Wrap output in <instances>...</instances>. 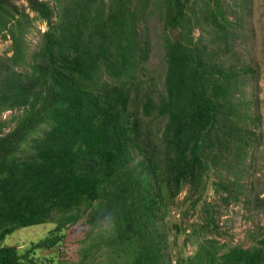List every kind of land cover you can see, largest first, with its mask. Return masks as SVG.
Segmentation results:
<instances>
[{"label":"trees","instance_id":"obj_1","mask_svg":"<svg viewBox=\"0 0 264 264\" xmlns=\"http://www.w3.org/2000/svg\"><path fill=\"white\" fill-rule=\"evenodd\" d=\"M24 1L45 21L30 53L28 14L0 0V36L8 32L11 50L0 57V110H19L0 118V264H38L36 252L63 245L65 229L82 217L88 227L97 220L112 225L104 242L113 261L90 264H169L158 226L163 199L184 182L198 185L211 162L228 159L230 145L235 161L242 159L246 132L253 133L241 100L243 66L221 57L231 23L220 1L187 14L190 0H161L163 91L140 99L143 115L163 120L160 146L136 159L139 120L127 110L147 52L136 7L76 0L69 13L54 14L50 0ZM195 26L204 33L194 37ZM260 204L264 213V194ZM53 212V226L29 244L3 241ZM257 236L246 246L226 245L192 225L185 239L195 248L173 264H264V224Z\"/></svg>","mask_w":264,"mask_h":264},{"label":"rangeland","instance_id":"obj_2","mask_svg":"<svg viewBox=\"0 0 264 264\" xmlns=\"http://www.w3.org/2000/svg\"><path fill=\"white\" fill-rule=\"evenodd\" d=\"M60 0L55 8L53 0L49 4L56 10L66 13L71 11L72 2ZM104 5L108 0H102ZM225 16L231 23L227 40L228 49L221 54L223 63L233 62L242 65L240 85L242 86V106L247 118L246 127L253 133L248 134L250 144L246 145L242 159L235 161L232 156L234 147L228 148V159L219 158L211 162L201 181L195 187L184 182L181 189L171 197H165L159 210V229L163 238L164 259L173 264L177 256H185L195 248V240H186L185 234L192 225L201 229L203 236H215L219 241L229 244L248 245L257 238L260 227L264 224V213L260 198L264 194V0H218ZM15 3L17 14L22 10L28 14V23L24 26V43L28 53L34 50L39 32L45 28V21L33 17V12L24 0H10ZM131 8L136 7V31L140 34V44L146 47V58L138 71V80L132 85L131 98L128 102L129 117L139 120L141 152L134 150V159L142 152L150 151L154 145L160 146L158 139L162 119L143 115L140 99L145 91L154 96L163 91L162 77L165 67L162 45V5L161 0H125ZM211 6L210 1L190 0L185 10L187 14L201 12L200 5ZM65 4V5H64ZM140 9V12L138 10ZM19 15V14H18ZM56 15H53V17ZM52 17V18H53ZM55 18H53L54 20ZM207 22L192 30L194 37L209 30ZM203 32V33H204ZM210 38V34H205ZM207 45L216 43L207 41ZM11 53L10 38L6 31L0 36V57ZM101 79H108L105 73ZM19 110H0V118L8 119ZM13 121L8 122V126ZM7 127L4 128L6 130ZM26 151H30L27 147ZM54 212L46 221L17 227L4 238V242L16 246H25L29 241L52 227ZM83 217L76 224L65 229L63 245L50 247L36 252L38 264H90L113 261L104 240L111 232L112 225L106 220H97L91 227L82 223ZM86 254L85 257H82Z\"/></svg>","mask_w":264,"mask_h":264}]
</instances>
